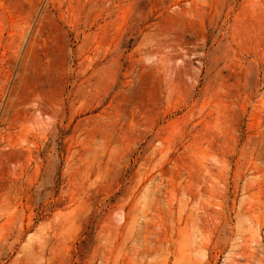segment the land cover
I'll list each match as a JSON object with an SVG mask.
<instances>
[{"label":"rangeland","instance_id":"374dc122","mask_svg":"<svg viewBox=\"0 0 264 264\" xmlns=\"http://www.w3.org/2000/svg\"><path fill=\"white\" fill-rule=\"evenodd\" d=\"M0 264H264V0H0Z\"/></svg>","mask_w":264,"mask_h":264}]
</instances>
